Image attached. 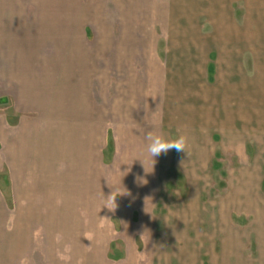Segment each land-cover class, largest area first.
Returning <instances> with one entry per match:
<instances>
[{"label":"rangeland","instance_id":"rangeland-1","mask_svg":"<svg viewBox=\"0 0 264 264\" xmlns=\"http://www.w3.org/2000/svg\"><path fill=\"white\" fill-rule=\"evenodd\" d=\"M172 1L136 0L137 13L128 15L121 5L127 0H0V25L47 23L51 6L57 8L58 22L81 23L74 28L75 41L85 23L95 28L105 22L116 26L115 38L137 41L120 48L121 56L134 49L137 55L130 71L122 63L124 78L117 86L121 92L128 89L131 73L138 92L147 91L144 101L156 125L143 131L141 119L129 116L121 121L131 124L114 125L109 111L124 108L126 96L113 95V82L107 80L112 72H106L110 116L105 121L104 207L83 208L85 214L104 215V248H110L111 259L264 264V0H232L227 15L208 14L210 0H179L177 8ZM96 33L87 34L88 53L96 46ZM4 53L8 59L12 55L7 49ZM242 83L243 89L248 84L245 103L240 101ZM0 115L10 124L18 118L8 99L0 100ZM149 133L172 140L183 136L187 145L184 152L170 149L152 159ZM13 198L0 174L3 232L16 231L17 215L34 210L13 205ZM68 209L42 206L35 211L63 215ZM84 241L92 252L100 251L101 240ZM77 248L71 249L74 262L80 258ZM7 253L16 262V249L9 245Z\"/></svg>","mask_w":264,"mask_h":264},{"label":"crops","instance_id":"crops-1","mask_svg":"<svg viewBox=\"0 0 264 264\" xmlns=\"http://www.w3.org/2000/svg\"><path fill=\"white\" fill-rule=\"evenodd\" d=\"M149 1L152 4V0ZM231 3L232 0H210L208 9H211L207 13L227 15ZM144 4L147 6V2ZM121 5L125 14L137 13L136 0H127ZM172 5L177 8L179 0H173ZM193 5L196 7V3ZM68 9L64 7V13ZM69 11L73 13V9ZM149 12L152 13V9ZM45 15L47 23L31 28L24 24L0 25V100L8 99L18 116L10 124L7 117L0 115V174L6 178L14 196L13 205L34 208L17 215L16 231L0 230V264H49L60 259H64L62 264H136L127 261L125 256L110 258V248H104V215L85 214L83 208L104 207L102 167L105 121L109 114L115 117L114 125L131 124L121 121L126 116L130 120L140 118L143 131H152L156 125L152 121L154 113L148 111L144 101L147 91L138 92L134 76L130 73L126 77L129 78L128 89L123 92L121 86H117L124 78L122 63L130 71L132 56L137 55L134 49L132 54L121 56L120 48L136 45L137 41L120 38V35L115 38L116 26L107 22L98 23L95 28L85 23L82 35L75 41L74 28L79 29L81 23L74 26L72 21H65L66 16L65 22H58L56 7L49 6ZM117 25L121 31L120 22ZM92 30L97 32L96 46L88 53L84 44ZM105 46L114 49L107 50ZM6 49L12 54L9 59L4 53ZM110 71L112 78L107 80L110 85V81L113 82V95L119 92L126 97L124 108L114 107L106 114L110 105L106 104L104 91L106 72ZM144 76L147 80L146 72ZM247 85L244 84L243 89L241 84L242 103L246 100ZM140 102L144 103L143 110L138 109ZM47 132L49 139L45 141ZM108 134L113 146L114 139L110 132ZM42 206L69 209L63 215L52 214L51 210L37 213L35 208ZM1 223L9 228L8 222ZM88 239L101 240L100 251L89 250L84 241ZM9 245L16 249L17 260L13 263L7 253ZM84 245L87 246L85 251ZM74 247H78L80 257L76 262L71 254ZM48 249L50 252L46 254ZM91 256L92 261H89Z\"/></svg>","mask_w":264,"mask_h":264},{"label":"clouds","instance_id":"clouds-1","mask_svg":"<svg viewBox=\"0 0 264 264\" xmlns=\"http://www.w3.org/2000/svg\"><path fill=\"white\" fill-rule=\"evenodd\" d=\"M146 139L148 141L147 151L151 158L160 156L162 153L166 154L170 149H175L176 151H183L187 145L186 138L179 136L172 140L160 135L147 134ZM154 161V160H153Z\"/></svg>","mask_w":264,"mask_h":264},{"label":"trees","instance_id":"trees-1","mask_svg":"<svg viewBox=\"0 0 264 264\" xmlns=\"http://www.w3.org/2000/svg\"><path fill=\"white\" fill-rule=\"evenodd\" d=\"M209 71L211 72V71H212V69H209Z\"/></svg>","mask_w":264,"mask_h":264}]
</instances>
